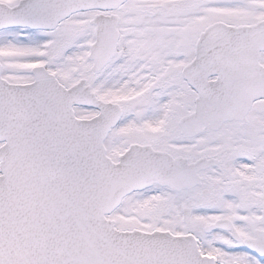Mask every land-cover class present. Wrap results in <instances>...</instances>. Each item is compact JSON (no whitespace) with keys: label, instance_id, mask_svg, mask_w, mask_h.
<instances>
[{"label":"snow or ice","instance_id":"1","mask_svg":"<svg viewBox=\"0 0 264 264\" xmlns=\"http://www.w3.org/2000/svg\"><path fill=\"white\" fill-rule=\"evenodd\" d=\"M0 264H264V0H0Z\"/></svg>","mask_w":264,"mask_h":264}]
</instances>
